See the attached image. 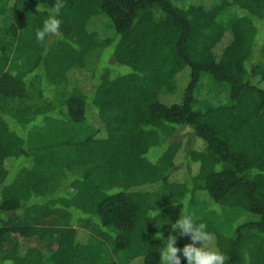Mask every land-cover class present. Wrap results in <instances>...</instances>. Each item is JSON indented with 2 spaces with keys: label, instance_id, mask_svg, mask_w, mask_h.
<instances>
[{
  "label": "trees",
  "instance_id": "trees-1",
  "mask_svg": "<svg viewBox=\"0 0 264 264\" xmlns=\"http://www.w3.org/2000/svg\"><path fill=\"white\" fill-rule=\"evenodd\" d=\"M55 3L0 0V264H160L183 205L225 264H264V0H65L42 44ZM216 206L254 217L223 234Z\"/></svg>",
  "mask_w": 264,
  "mask_h": 264
},
{
  "label": "clouds",
  "instance_id": "clouds-1",
  "mask_svg": "<svg viewBox=\"0 0 264 264\" xmlns=\"http://www.w3.org/2000/svg\"><path fill=\"white\" fill-rule=\"evenodd\" d=\"M65 7V0H56L55 5L48 11L46 19L42 25L35 31V39L44 43L51 36L60 34L62 20L61 10ZM179 204H182L180 202ZM181 209L179 218L174 222L157 223L161 225L170 223L172 232L177 229L181 235L190 237L191 242L185 244L182 248L176 247V236L170 233L167 239H164L162 233L157 232L156 237L165 242L159 249L160 264H181V258H185L186 264H225V256L219 248L209 247L206 242L210 241L211 233L208 231V225L199 219L194 213ZM152 219L160 218V209H152V213L147 217ZM146 218V219H147ZM199 244V246H197ZM179 253V255H178Z\"/></svg>",
  "mask_w": 264,
  "mask_h": 264
},
{
  "label": "rangeland",
  "instance_id": "rangeland-1",
  "mask_svg": "<svg viewBox=\"0 0 264 264\" xmlns=\"http://www.w3.org/2000/svg\"><path fill=\"white\" fill-rule=\"evenodd\" d=\"M87 29L93 33H96L97 38L100 40H113L112 42H115L117 40V36H116V33L112 27L111 22L105 16L104 17L103 16H96V18L94 20L93 19L90 20L87 23ZM226 40H227V38L225 39V42H226ZM101 50H102L101 55H99L98 57H101L100 62L102 64L103 63L106 64V62L109 58V55L111 54V52L113 50V46L105 48V49H101ZM182 74L188 75L185 72H183ZM199 85L201 86L200 93L198 95L199 99H205V100L209 101L211 103V104H209L210 106L223 104L225 102V95L226 94L222 91H219L221 94H219L217 92V88L215 86H217L219 88V85H216L208 75H202V77L198 83V86ZM211 88H212V90L210 91ZM181 89H182V87H181ZM162 101H163V98H162ZM205 107H207V106L206 105L202 106L201 102H199L198 104H196V106L194 105L193 110L203 111L205 109ZM41 133H43V134L45 133V135L46 134L51 135V137H53L52 134H54L53 132H51V134H49L47 131H44V130L41 131ZM184 138L185 137H183V139ZM196 172H197V169H196ZM196 172L194 174H196ZM196 209H198V208H196ZM220 209H222L220 206L209 207V209L207 210L206 213L214 221V223L213 222L212 223L216 224L218 230L222 231L223 234H227V233L231 232L232 231L231 228L233 226L234 227L240 226L241 224L246 222L251 217H254L249 213H243L241 211H236L233 213L227 212V215L223 216V212H221ZM216 210H217V212H215ZM213 211H214V213H213ZM190 213L195 214V212H190ZM203 213L202 214H195V215L197 217L201 218L203 215H205ZM86 238L87 237L85 235L81 241L85 242L87 240ZM190 242H191L190 237L188 239L187 236L183 237V239L180 240V243H182L183 245L188 244ZM206 243L208 244L209 247H213V245H214V242L211 239H210V241H208ZM197 246H199V244H197ZM178 248H181V247L178 246ZM178 255H179V253H178Z\"/></svg>",
  "mask_w": 264,
  "mask_h": 264
}]
</instances>
